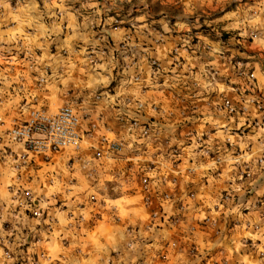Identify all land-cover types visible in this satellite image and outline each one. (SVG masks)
<instances>
[{
    "label": "clouds",
    "instance_id": "9594fccd",
    "mask_svg": "<svg viewBox=\"0 0 264 264\" xmlns=\"http://www.w3.org/2000/svg\"><path fill=\"white\" fill-rule=\"evenodd\" d=\"M0 264H264V0H0Z\"/></svg>",
    "mask_w": 264,
    "mask_h": 264
}]
</instances>
